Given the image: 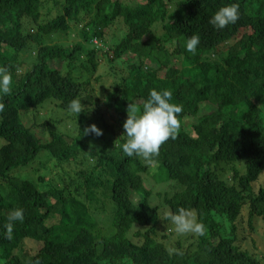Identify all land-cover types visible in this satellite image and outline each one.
Masks as SVG:
<instances>
[{
	"label": "trees",
	"instance_id": "1",
	"mask_svg": "<svg viewBox=\"0 0 264 264\" xmlns=\"http://www.w3.org/2000/svg\"><path fill=\"white\" fill-rule=\"evenodd\" d=\"M45 2L46 16L43 0H0V67L11 76L0 94V232L24 211L12 238L0 235V264H260L238 226L245 211L252 229L264 220V0ZM230 3L239 20L214 29L210 17ZM153 88L173 92L181 127L146 165L114 135ZM75 98L79 116L67 111ZM92 124L103 135H84ZM169 179L185 185L166 197L171 213L190 209L205 226L175 250L150 203L153 184Z\"/></svg>",
	"mask_w": 264,
	"mask_h": 264
},
{
	"label": "clouds",
	"instance_id": "2",
	"mask_svg": "<svg viewBox=\"0 0 264 264\" xmlns=\"http://www.w3.org/2000/svg\"><path fill=\"white\" fill-rule=\"evenodd\" d=\"M239 20V5L230 3L220 7L212 15L208 23L216 30H223ZM200 44L198 35H191L186 42V50L195 53ZM11 93V76L5 67H0V94ZM173 92L170 89L150 90L148 99L143 103L142 108L131 104L128 108V117L123 124L126 137L121 145L123 154L128 157H137L146 165H151L154 158L159 155L162 144L167 140L175 139L181 127L178 119L182 112V105L172 102ZM4 105L0 104V111ZM85 105L79 98L72 99L67 105V111L80 115ZM94 133L97 136L103 135V130L96 124L84 129V135ZM168 220L174 225L176 233L183 235L187 233L203 235L205 226L196 220L192 210L180 207L177 211L169 213ZM24 221V211L21 208H14L8 215L4 231L0 235L7 239L12 238L15 222ZM35 264H40L39 260Z\"/></svg>",
	"mask_w": 264,
	"mask_h": 264
},
{
	"label": "rangeland",
	"instance_id": "3",
	"mask_svg": "<svg viewBox=\"0 0 264 264\" xmlns=\"http://www.w3.org/2000/svg\"><path fill=\"white\" fill-rule=\"evenodd\" d=\"M45 1L43 0V3H42V10H43L44 16L50 13L48 6L54 7L53 4L49 2H45ZM59 39H67V37L59 38ZM110 81L107 82L106 84H109ZM46 109H49V108H46ZM108 116L109 118L111 117L110 121L114 122L117 119L116 113L112 111L111 113L109 112ZM40 118L42 119L44 118V116L41 115ZM193 120L187 119V121H185L186 127H188V130L191 131L192 133L194 130L193 124H192ZM123 133H124V130H117V133L114 135V139L116 138L119 139V136H122ZM41 159L45 161L46 160L49 161V164L54 166V160H52L51 158L41 157ZM155 172H156V167L151 169L150 175L151 176L154 175ZM262 179L264 180V173L262 174L259 181L256 182L257 188L262 183ZM184 187L185 185L181 181L174 180V179L158 181L152 186V194L150 196V203L151 205L158 206L159 208V222H158L159 238L160 240H163L171 250H175L178 247L179 242L183 243V245L185 246L190 244L193 241L192 235H196L193 233H187L183 235L176 233L174 230V225H172L170 220H167V217L169 213H171V210L165 201L166 197L172 196L173 194L183 190ZM132 198L134 201L138 202L141 199V196H137L136 194H134ZM106 201L110 203L108 199ZM108 206L110 209L108 210L106 216H104L102 220L100 219L102 221V224H100V229L104 234L108 232L109 228L107 227L110 225V222H111L110 220H111V213H112V209H111L112 205L108 204ZM192 212H193L194 217L197 220L198 218L197 213L195 211H192ZM248 217H249V214L247 211H245L244 220L241 223H239V226H238L239 227L238 233L240 236L239 238L241 239L240 244L243 248L249 249L250 252L257 255L260 258V261H261L260 264H264V260L262 261L261 259V256L264 253V220L260 217H256L255 219L256 229L255 227L252 229L249 224ZM97 218H100L99 214L97 215ZM220 220L222 221V224H223L222 226L223 232L226 234L228 230L230 229L229 222L225 220V218L223 217H221ZM164 236H166L167 238H164Z\"/></svg>",
	"mask_w": 264,
	"mask_h": 264
}]
</instances>
